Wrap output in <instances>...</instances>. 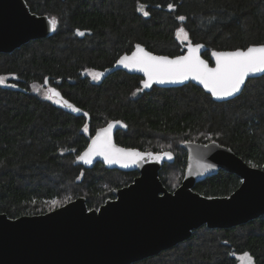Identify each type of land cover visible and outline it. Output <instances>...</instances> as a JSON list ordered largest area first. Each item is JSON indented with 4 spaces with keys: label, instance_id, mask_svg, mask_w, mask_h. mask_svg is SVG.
<instances>
[{
    "label": "trees",
    "instance_id": "trees-1",
    "mask_svg": "<svg viewBox=\"0 0 264 264\" xmlns=\"http://www.w3.org/2000/svg\"><path fill=\"white\" fill-rule=\"evenodd\" d=\"M25 1L32 12L55 17L57 25L48 37L0 53V76H15L14 87L0 85V213L11 218L47 213L51 208L45 202L59 198L62 206L78 197L96 209L130 184L136 171L109 169L101 162L86 168L77 161L97 129L112 120L124 123L115 136L118 144L174 154L160 170L170 191L184 177L186 142L216 141L264 169V75L249 79L240 95L223 102L194 83L144 90L140 75L123 70L97 82L89 76L113 66L137 44L157 54H182L176 36L181 27L191 42L208 46L203 56L209 61L213 49L262 44L264 0ZM45 81L81 111L34 93L32 85ZM240 184L236 174L220 170L194 189L224 197ZM244 253L264 264V215L227 229L203 225L190 239L131 264H238L237 255Z\"/></svg>",
    "mask_w": 264,
    "mask_h": 264
},
{
    "label": "water",
    "instance_id": "water-1",
    "mask_svg": "<svg viewBox=\"0 0 264 264\" xmlns=\"http://www.w3.org/2000/svg\"><path fill=\"white\" fill-rule=\"evenodd\" d=\"M49 21L47 15L32 12L25 0H0V53H10L30 40L50 36L54 30ZM191 43L203 45L200 58L209 67L216 66L213 52L237 50L213 49L209 61L203 56L208 46L205 43ZM139 45L151 52L144 45ZM187 45L185 51L177 56L187 54ZM135 51L136 45L117 61L122 56H131ZM151 53L169 59L177 57ZM117 61L113 66L99 71L103 73L101 80L117 70L146 79L142 72L124 68ZM263 75L250 76L245 84L249 79ZM188 83L198 85L212 96L202 84L192 79L177 83L153 82L149 88L143 89L150 90L153 86L172 88ZM245 84L234 96L212 98L217 102L231 100L240 95ZM109 123L114 124L112 142L118 148L152 155H145L128 167L108 164L102 156L93 157L90 164L77 158L78 163L92 168L101 162L109 169L136 171L138 175L130 184L116 189L114 198L107 199L98 209H89L86 198L78 197L47 213L17 218L0 213V264H131L190 239L193 231L203 225L211 229H227L264 215V169L248 164L229 147L216 141L186 142L183 145L187 151L185 176L181 185L170 191L160 178V170L166 162L173 161L174 154L171 151L154 152L124 147L115 139L117 131L124 127L122 121L112 120L97 131L106 128ZM95 135L90 138L88 146ZM166 152L171 153V158L163 155ZM156 156H160V159H155ZM205 165L211 167L205 170L202 167ZM220 170L234 173L241 179L240 186L229 196L207 197L194 189L198 182Z\"/></svg>",
    "mask_w": 264,
    "mask_h": 264
},
{
    "label": "snow or ice",
    "instance_id": "snow-or-ice-1",
    "mask_svg": "<svg viewBox=\"0 0 264 264\" xmlns=\"http://www.w3.org/2000/svg\"><path fill=\"white\" fill-rule=\"evenodd\" d=\"M168 8L172 9L173 5L169 4ZM138 10L144 16L149 14L145 11L143 5ZM177 19L183 21L185 17L179 16ZM49 23L54 30L57 25V19L52 17ZM78 34L83 35L84 33L78 32ZM176 36L181 42L189 39L188 33L183 27L177 29ZM202 47L203 45L201 44L193 45L189 41L186 55L169 59L167 56H155L137 44L136 51L131 56H122L117 63L124 68L142 72L146 77L143 80L144 88H149L153 82L160 84L177 83L192 79L202 84L213 97L218 99L234 96L241 91L247 78L255 76L258 73L264 74V44L249 46L246 50L237 49L230 52H213L215 67H209L208 63L200 58V49ZM89 74L93 80H99L103 75L102 72H90ZM3 83L4 78L0 77V84ZM137 91H140V89ZM44 95L47 99L55 100V103L62 104L74 112L81 111L67 100H64L55 88H48ZM113 127L114 124L109 123L106 128L99 129L91 144L82 155L78 156V159L86 164H90L93 157L102 156L108 164L115 163L128 167L129 164H136L145 155H152L151 153L145 154L131 149L118 148L112 142L111 134ZM84 131H88L87 125L84 126ZM163 155L171 158V153L166 152ZM155 159L159 160L160 156H156ZM202 167L207 170L211 166L205 165ZM49 203L52 207H57L61 204L60 201L55 199ZM239 259L243 264H253L252 257L248 253H244Z\"/></svg>",
    "mask_w": 264,
    "mask_h": 264
},
{
    "label": "rangeland",
    "instance_id": "rangeland-1",
    "mask_svg": "<svg viewBox=\"0 0 264 264\" xmlns=\"http://www.w3.org/2000/svg\"><path fill=\"white\" fill-rule=\"evenodd\" d=\"M141 6V5H140ZM144 9H145V6H144ZM146 11V10H145ZM179 40V42L182 44V46L185 48V45L186 44H188L189 43V41L191 42V40L190 39H188L187 41H183V42H181V40L180 39H178ZM92 72H97V71H92ZM90 73V72H89ZM89 76H90V78H91V80L92 81H95V82H97V81H99V80H93L92 79V76L89 74ZM0 77H3L4 78V83L3 84H0L1 86H8V87H11V86H13L14 85V83L11 81L12 79H14V77L15 76H12V75H3V76H0ZM48 88H55L52 84H49V82H47V83H45V82H42V83H34L33 85H32V89H33V92L34 93H36L37 95H39L41 98H43V99H46V100H49V99H47L46 98V96L44 95V93H45V91L48 89ZM56 89V88H55ZM57 90V89H56ZM58 92H59V90H57ZM60 93V92H59ZM60 95H61V93H60ZM61 97H62V95H61ZM64 99V98H63ZM65 100V99H64ZM49 101H51L52 103H54L55 105H58V106H60V107H62V108H64V109H67V110H70V111H72L71 109H69V108H66V107H64L62 104H57V103H55V100H49ZM184 145V144H183ZM169 149H165L164 151H168ZM159 152H163V151H159ZM187 152V151H186ZM187 164V163H186ZM184 176H185V170H184ZM183 179H184V177H183ZM183 179H182V181H183ZM182 183V182H181ZM181 185V184H180ZM179 185V186H180ZM178 186V187H179ZM113 198H114V194H113ZM76 199V198H75ZM109 199H112V198H109ZM55 200H58V201H60L61 203H63V201L62 200H60L59 198H55ZM72 200H74V199H72ZM71 200V201H72ZM52 201V200H51ZM50 201H47V202H45L46 203V205L47 206H45V207H47V208H51V210L50 211H52V210H54V209H56V207L55 208H53L51 205H50V203H49ZM70 202V201H69ZM106 202V201H105ZM104 202V203H105ZM68 203V202H67ZM104 203H102V204H104ZM66 204V203H65ZM63 205V204H62ZM61 206V205H60ZM101 206V205H100ZM99 208V207H98ZM98 208H96V209H98ZM243 254H239V255H237V259H238V264H243V262L239 259V257H241ZM250 255V254H249ZM251 256V255H250ZM252 257V256H251ZM252 261H253V264H255L254 263V260H253V258H252Z\"/></svg>",
    "mask_w": 264,
    "mask_h": 264
}]
</instances>
